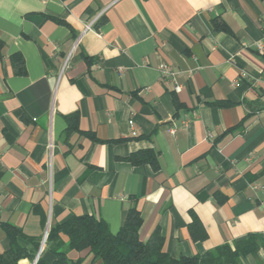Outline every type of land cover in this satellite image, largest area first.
I'll list each match as a JSON object with an SVG mask.
<instances>
[{
	"label": "crops",
	"instance_id": "obj_1",
	"mask_svg": "<svg viewBox=\"0 0 264 264\" xmlns=\"http://www.w3.org/2000/svg\"><path fill=\"white\" fill-rule=\"evenodd\" d=\"M132 205L173 257L264 235V0H0V253L7 223L52 263L51 226Z\"/></svg>",
	"mask_w": 264,
	"mask_h": 264
},
{
	"label": "trees",
	"instance_id": "obj_2",
	"mask_svg": "<svg viewBox=\"0 0 264 264\" xmlns=\"http://www.w3.org/2000/svg\"><path fill=\"white\" fill-rule=\"evenodd\" d=\"M127 159L132 163H150L154 168L158 167L157 152L151 148L131 153ZM141 224L142 218L135 205L128 208L116 233H112L101 218L91 214L71 215L48 230L46 243L53 244L51 250L55 256L52 263H46L39 257L36 264H71L67 252L73 249H88L93 260L100 259L102 264H243L242 260L247 255L256 256L264 248L263 234L248 233L241 239L218 245L202 254L173 257L164 250V238L158 228L146 240L140 238ZM3 226L10 243L9 248L0 253V264H17L26 255L16 240L22 234L10 224ZM60 235H65L66 241ZM258 264H264V261L259 260Z\"/></svg>",
	"mask_w": 264,
	"mask_h": 264
},
{
	"label": "built area",
	"instance_id": "obj_3",
	"mask_svg": "<svg viewBox=\"0 0 264 264\" xmlns=\"http://www.w3.org/2000/svg\"><path fill=\"white\" fill-rule=\"evenodd\" d=\"M91 30H92V22L85 24L82 33L87 32V31H91ZM78 39H79V38H78ZM78 39H77V40H78ZM257 49L261 51V50L263 49V44H262V43H257ZM161 73H162V76H164V77L170 79V81L172 82V86H173V89H174V90H179V89H180L181 84L178 82L177 78H178V76L181 74V71L176 70V69H172V68L169 67V66L163 65V67H161ZM128 124H129V127H130V129H131V134H132V135H136V131H135V129H134V123H133V120H132V119H129V120H128ZM173 131H174V127H170V128H169V132H170V133H173ZM46 236H47V231H46L45 234H44V237H43L42 243L45 242V240H46ZM38 254H39V253H38ZM38 254H37L36 257L34 258L32 264H35V263H36L37 258H38Z\"/></svg>",
	"mask_w": 264,
	"mask_h": 264
}]
</instances>
